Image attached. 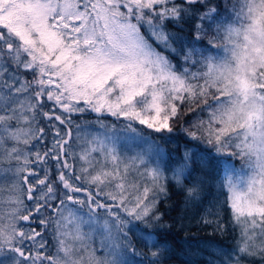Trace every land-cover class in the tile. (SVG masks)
Segmentation results:
<instances>
[{
	"label": "snow or ice",
	"instance_id": "snow-or-ice-1",
	"mask_svg": "<svg viewBox=\"0 0 264 264\" xmlns=\"http://www.w3.org/2000/svg\"><path fill=\"white\" fill-rule=\"evenodd\" d=\"M176 125L231 159L167 176L143 129ZM210 180L238 237L208 264H264V0H0V264H164L169 181Z\"/></svg>",
	"mask_w": 264,
	"mask_h": 264
},
{
	"label": "trees",
	"instance_id": "trees-1",
	"mask_svg": "<svg viewBox=\"0 0 264 264\" xmlns=\"http://www.w3.org/2000/svg\"><path fill=\"white\" fill-rule=\"evenodd\" d=\"M213 3H218L223 9L224 0H213ZM193 25L194 22L185 23L183 24L184 30L180 31L176 26L169 24L168 31L184 39H191L194 38ZM174 46L178 47V44ZM170 58L174 63L178 62L174 56H170ZM185 119L190 122L193 118L190 116ZM156 137L166 153L163 167L165 174L169 177L172 174L171 170L178 166L186 152L208 153L213 160L231 159L217 157L210 146L188 137L185 132L180 130V125H176L172 135ZM232 162L236 163L237 160ZM191 167L195 169L193 179L205 175V170L200 165L193 163ZM209 171L211 176L217 174L216 168ZM188 183V181H184L185 187H179L174 181H169L168 196L162 198L157 206L158 211L162 213L160 224L148 229V231H155L170 249L164 264H208L210 258L218 259L216 255L218 250L231 252L236 246L238 231L234 230L232 226L230 210L225 205L216 214L217 208L225 200V194L221 193L214 182L210 180L203 186L199 199L190 200L187 198L186 192ZM209 210L213 214L209 215ZM204 218L213 221L219 220L225 225V230L220 232L215 230V224H204ZM243 264H259V261L245 258Z\"/></svg>",
	"mask_w": 264,
	"mask_h": 264
},
{
	"label": "rangeland",
	"instance_id": "rangeland-1",
	"mask_svg": "<svg viewBox=\"0 0 264 264\" xmlns=\"http://www.w3.org/2000/svg\"><path fill=\"white\" fill-rule=\"evenodd\" d=\"M85 119L93 120V119H95V116H94V114H92V115H89V116L85 117ZM109 119H111V118H109ZM139 127H142V126H139ZM93 130L94 131H102V130L98 129L97 127H94ZM143 131H144V134L145 135L150 136L151 139L155 140L159 144L160 149H161V153H162L161 165L163 167L164 160L166 159V153H165V150L163 149V147L160 145V143H159V141H158V139H157L156 136H158V135H165V136H167L168 133L156 134V133H152L151 130H147V129H143ZM171 135H172V133H171ZM139 150H140L139 147L132 146L131 149H130V151L128 152V154L131 155V154H133V152L139 151ZM235 164H236L237 167H239L240 162L237 160V162Z\"/></svg>",
	"mask_w": 264,
	"mask_h": 264
}]
</instances>
